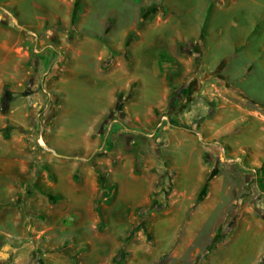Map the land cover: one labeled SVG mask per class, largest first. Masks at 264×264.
Instances as JSON below:
<instances>
[{"label":"crops","instance_id":"0c3cea01","mask_svg":"<svg viewBox=\"0 0 264 264\" xmlns=\"http://www.w3.org/2000/svg\"><path fill=\"white\" fill-rule=\"evenodd\" d=\"M1 1L11 7L17 21V25H12L0 20V239L13 236L15 242H0L2 246L9 245L2 264H38L33 252L35 234L43 239L47 255L61 254L71 264H132L134 259L115 258L120 246L113 238V221L124 225L144 216L141 208L151 203L156 174L161 177L168 171L171 198H175L179 210L167 211V217L162 218L174 219L170 228L176 233L179 229L180 235L191 233L196 210L217 198L211 190L217 189L220 177L208 170L204 145L218 139L222 131L208 132L206 137L195 128L173 127L168 119L190 126L189 117L180 115L185 107L182 89L191 97L198 96L199 83L206 93L213 89L218 92L210 97L220 107L215 117L209 116L210 120L219 118V110L228 107L222 103L227 88L238 99L264 106V101H255L235 84L229 73L233 59L242 55L249 60L243 81L264 71V29H260L264 28V0H145L141 6L159 5L154 8L158 19L140 27L141 38L132 53L142 59L150 52H159L154 63L163 84L159 99L142 113L140 94L134 92L132 99L121 101L122 108L118 109L117 93L125 88L115 82L119 79L113 73L102 74L101 78L109 80L108 88L96 97L104 100L105 105L94 120L96 124L82 133L88 141L60 154L55 144L48 145L49 131L62 121L67 83H74L78 75L73 66L80 63L86 71L94 66L99 72L96 44L83 40L66 45L64 35L72 24L74 0ZM138 23L135 19L129 28ZM150 29L154 31L153 37ZM31 32L43 33L38 53H34L36 40ZM128 33L129 30L118 36L119 46V37ZM142 48L146 50L145 56ZM211 59L217 60L215 65L210 63ZM68 76L72 77L67 79ZM56 107L45 117L40 115L46 108ZM233 107L246 113L243 105ZM167 108L171 116L165 115ZM112 111L117 121L108 125L112 116H107ZM251 114L248 117L257 118L264 125L262 115ZM39 122L44 123L45 135L37 140ZM4 130L7 136L2 134ZM139 135H144L147 142ZM42 140L47 147L40 146L38 152L35 143ZM150 148L154 152L159 150V155L165 152L167 162L156 160ZM101 149L105 151L91 161L94 151ZM196 152L198 163L194 158ZM86 155H91L87 161ZM134 160L144 164L137 161L134 165ZM191 172L197 173L195 178ZM127 178L137 184L144 181L146 191L129 190ZM188 180L194 183L191 195L184 188ZM113 185L116 196L113 203L107 204L104 188H114ZM127 194L134 195L132 202ZM119 200L121 205L116 210ZM189 206L192 211L187 218L183 212ZM178 218L186 221L178 223ZM25 238L27 242H22ZM45 262L53 264L51 259Z\"/></svg>","mask_w":264,"mask_h":264},{"label":"rangeland","instance_id":"374dc122","mask_svg":"<svg viewBox=\"0 0 264 264\" xmlns=\"http://www.w3.org/2000/svg\"><path fill=\"white\" fill-rule=\"evenodd\" d=\"M144 3L145 0H74L76 20L74 21L73 18L71 27L64 35L66 45H76L83 40L93 41L98 52L96 64L99 72L96 73L94 66L93 70L87 71L80 63L73 66L78 69V75L74 83H67L63 95L62 121L58 123V126L57 124L53 126L54 129L49 131L48 136V145L55 144L59 154L71 148L77 149L82 143L88 141L83 138L82 133L85 128L96 124L94 120L96 116H99L101 107L105 105L104 100L96 97V94H103L108 88L109 80L101 78L102 74L107 76L113 73L119 79L115 82L125 88L117 93L116 108L121 105V101L123 103L132 99L134 92L140 94L138 101L143 102L142 113L148 105L155 104L159 99L163 84L161 75L156 72L154 64L159 52H150L148 56L141 57L142 59L135 57L132 53L133 46L141 38L140 27L155 18L158 19L157 10L154 8L159 5L141 6ZM8 9L12 11L9 5ZM135 19L139 21L138 26L129 28ZM127 30L129 33L126 37H119L121 43L119 46L116 40ZM42 34L39 33L40 36ZM149 34L153 37V29H150ZM141 51L145 56L146 50L142 48ZM248 61L243 55L233 59V67L229 73L234 83L244 88L250 97L255 101H264L263 70L243 81L244 68ZM216 62L215 59L210 60L213 65ZM199 85L201 88L198 96L191 97L186 90L183 92L185 107L180 115L183 118L189 117L190 126L187 127L195 128L196 132L199 131L206 137L208 132H214L217 129L222 131L218 139L208 141L204 145L208 170L220 177L217 189L214 187L211 190L218 199L212 198L207 204L201 205L193 217L191 233L180 235V229L176 233L175 229L170 228V223L174 219L162 218L167 211L179 210L175 198H171V171H168L166 175L162 173L161 177L156 174L154 190L150 195L151 203L141 208L145 212L144 216L141 215L142 217L130 221L127 219L129 223L127 221L124 225L118 224L116 220L113 221V238L120 246L116 252L117 259H134L132 264H264V129L262 128L264 125L259 119L250 118L247 115L252 113L251 115L258 114L264 117V106L261 103L254 104L238 99L227 88L224 91L226 98L222 99V103L228 107L225 110H219L221 115L219 118L210 120L209 116L215 117L220 108L210 98L212 94H218V92L213 89L212 92L206 93L204 85L202 83ZM177 92L174 93L178 94ZM235 104L243 105L246 113L235 109L237 107H233ZM55 110L57 107L49 108V110L46 108L44 114L40 115L45 117L50 113L49 111ZM153 113L155 114L156 111ZM164 113L171 116L168 114V108ZM112 115L113 111L107 118L110 119ZM43 124L42 122L38 124L37 140L45 135L42 129ZM199 125L203 127H197ZM72 131L75 132L72 133ZM2 134L7 136V130ZM139 137L147 142L144 135ZM40 146L47 147L45 140H42L40 144L35 143L38 152H41ZM158 149L161 150L159 146ZM101 150L94 151L91 161L97 153L105 151ZM159 150L156 149L154 152L150 148L149 152L154 153L156 160L164 164L167 162V157L165 152L162 154L163 151L159 155ZM223 151H225L224 157H222ZM102 155L99 154V156ZM197 155L196 152L194 158L198 163ZM86 156L85 161L90 159L91 155ZM137 161L139 160L133 161L134 165ZM139 163L144 164V161L141 160ZM254 169L256 173L253 172ZM196 174V172L190 173L194 178ZM125 181L129 185L127 186L129 190L145 192L147 189L144 181L138 184L128 178ZM113 187L104 188L103 195L106 198L104 202L107 204L113 203V198L116 196V188L114 185ZM192 187H194L193 180H188L187 187H184L188 195L192 194ZM127 199L132 202L134 195L130 197V194H127ZM120 205L119 200V203L115 205L116 210H119ZM12 209L16 213L13 207ZM184 211L183 215H187L188 218L192 207L189 206ZM176 221L181 223L186 219L178 218ZM220 224L222 226L218 229ZM258 230L261 231L258 232ZM38 235L35 234L32 239L33 252L38 264H46L45 261L49 262V259L53 264H71V260L61 254L55 253L52 257L47 255L46 248L42 247L44 241ZM10 240L14 245L13 236H10L8 240L0 239V242L9 243ZM27 240L25 238L21 241L27 242ZM38 242L40 245H37ZM137 251L139 255H135ZM96 259L99 260V257ZM3 262L4 260L0 258V263Z\"/></svg>","mask_w":264,"mask_h":264},{"label":"built area","instance_id":"2783aa9c","mask_svg":"<svg viewBox=\"0 0 264 264\" xmlns=\"http://www.w3.org/2000/svg\"><path fill=\"white\" fill-rule=\"evenodd\" d=\"M0 20L4 21V22H8L12 25H17V21L16 19L13 17L12 12L8 9V4L3 3L0 0ZM31 35L35 38V43L36 46L34 48V53H38L39 52V39L41 38V36L37 33V32H31ZM42 91L44 93H46V91L44 90V88L42 89ZM113 119V118H112ZM116 119H113L108 122V125H112L113 122H116ZM6 130H4L3 132H5ZM225 155V151H223V155L222 157H224ZM254 173H256V170H253Z\"/></svg>","mask_w":264,"mask_h":264},{"label":"trees","instance_id":"16d2710c","mask_svg":"<svg viewBox=\"0 0 264 264\" xmlns=\"http://www.w3.org/2000/svg\"><path fill=\"white\" fill-rule=\"evenodd\" d=\"M74 21L76 20V16L74 15ZM185 90L183 89L182 90V93L184 92ZM118 109H121V105L117 106ZM169 123L171 126L173 127H177V128H182V129H187V130H192L191 128L181 124L180 122L176 121V120H172L171 118H169ZM208 158H210L208 155H207ZM227 227L229 228L230 227V223L228 221L227 223Z\"/></svg>","mask_w":264,"mask_h":264},{"label":"water","instance_id":"95a60500","mask_svg":"<svg viewBox=\"0 0 264 264\" xmlns=\"http://www.w3.org/2000/svg\"><path fill=\"white\" fill-rule=\"evenodd\" d=\"M9 250V245L5 244L0 249V258L4 257L6 252Z\"/></svg>","mask_w":264,"mask_h":264},{"label":"flooded vegetation","instance_id":"af4514ba","mask_svg":"<svg viewBox=\"0 0 264 264\" xmlns=\"http://www.w3.org/2000/svg\"><path fill=\"white\" fill-rule=\"evenodd\" d=\"M2 248V245H0V249Z\"/></svg>","mask_w":264,"mask_h":264}]
</instances>
